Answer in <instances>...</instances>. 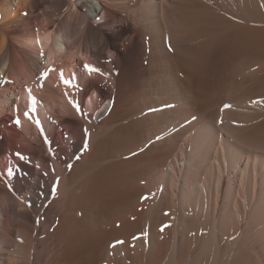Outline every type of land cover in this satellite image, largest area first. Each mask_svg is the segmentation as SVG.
<instances>
[{
    "label": "bare ground",
    "instance_id": "1",
    "mask_svg": "<svg viewBox=\"0 0 264 264\" xmlns=\"http://www.w3.org/2000/svg\"><path fill=\"white\" fill-rule=\"evenodd\" d=\"M8 110L0 264H264V0H0Z\"/></svg>",
    "mask_w": 264,
    "mask_h": 264
},
{
    "label": "rangeland",
    "instance_id": "2",
    "mask_svg": "<svg viewBox=\"0 0 264 264\" xmlns=\"http://www.w3.org/2000/svg\"><path fill=\"white\" fill-rule=\"evenodd\" d=\"M13 38H18V37H16V33L13 34ZM14 48H15V49H13L14 53H16V54L19 56L18 52H20V49H18L17 46H15ZM14 68H15V69H14ZM13 69L15 70V72H14V70H13V73H14L16 76L20 77L19 82L21 83V86L19 85V88L22 87V88H21V92H24V93L26 92V88H27L26 86L31 85V86H29V87H30V88L32 87V83L30 84V82H34L36 85H34V83H33V86H35V87H37V86L39 85L38 83H36V82L38 81V79H36L35 77H39V76H41L40 74H42V72L39 73V75L33 76L34 78H31V79H30V78L28 77V76H30V75H29L30 73L28 72L29 69L26 68V66H25L23 63L20 62V63L14 65V66H13ZM27 77H28V78H27ZM30 77H31V76H30ZM29 79H30L31 81H30ZM32 79H33V81H32ZM35 79H36V80H35ZM34 80H35L36 82H35ZM12 81H14V80H12ZM29 81H30V82H29ZM14 82H15V81H14ZM14 82H11L10 84L13 85ZM23 82H24V83H23ZM25 82H26V83H25ZM27 82H28L29 84H28ZM22 83H23V85H22ZM27 84H28V85H27ZM24 85H26V86H24ZM39 86H40V85H39ZM39 86H38V90H36L35 93L38 92V91L40 90V89H39V88H40ZM23 87H26V88L24 89ZM30 88H27V90H29V91H30V90H35V89H32L33 87H32L31 89H30ZM36 89H37V88H36ZM23 90H25V91H23ZM29 91H28V93H31V91H30V92H29ZM33 92H34V91H33ZM33 92H32L31 94H35V93H33ZM38 93H39V92H38ZM36 94H37V93H36ZM87 100H88V98L85 99V104L87 103ZM23 102H24V103H23ZM23 102L21 103V101H19V100H18V101H14V102L12 103V106H10L11 111L13 110V112H14V110H16V112H17V110H19L20 108H22V106H23V107H26L27 104L24 106L25 101H23ZM26 102H27V101H26ZM14 103H15V104H14ZM17 103H19V104H17ZM20 103H21V104H20ZM21 105H22V106H21ZM13 106H14V107H13ZM18 106H19V108L17 109ZM20 106H21V107H20ZM20 110H21V109H20ZM8 111H9V110H8ZM8 111H7V112H8ZM7 112H6L5 114H3V115L0 114V120L4 119V121H6V122L8 123V124L6 123L7 126H9V127L12 128V129H13V128L15 129V127L18 129V128H19V127H18L19 125H16L17 122L15 121V119H13V118H14V117H13V114H12L13 112L11 113V112L9 111L8 114H7ZM19 112H20V111H19ZM10 113H11V114H10ZM2 116H4V117H2ZM12 117H13V118H12ZM10 120H11V121H10ZM14 122H15V123H14ZM17 124H18V123H17ZM0 127H2V126H0ZM2 129H3V128H0V130H2ZM14 129H13V130H14ZM1 136H2V135H1ZM8 137H10V138L8 139V141H10L11 139L13 140L12 136L9 135V136H7V138H8ZM14 139H16V137H14ZM17 139H18V138H17ZM12 140H11L10 143H11V144L13 143V145H14V144H15V143H14L15 140H13V142H12ZM11 144H10V145H11ZM10 145H9V146H10ZM10 149H12V148L10 147ZM17 155H18V154H17ZM17 157H18V156H17ZM1 161H2V159H1ZM4 170H5V171L7 170L5 166H4Z\"/></svg>",
    "mask_w": 264,
    "mask_h": 264
},
{
    "label": "snow or ice",
    "instance_id": "3",
    "mask_svg": "<svg viewBox=\"0 0 264 264\" xmlns=\"http://www.w3.org/2000/svg\"><path fill=\"white\" fill-rule=\"evenodd\" d=\"M90 71H95V69H89Z\"/></svg>",
    "mask_w": 264,
    "mask_h": 264
}]
</instances>
